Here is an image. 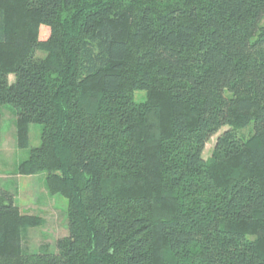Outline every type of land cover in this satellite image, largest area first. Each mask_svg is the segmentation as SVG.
Wrapping results in <instances>:
<instances>
[{"label":"trees","instance_id":"obj_1","mask_svg":"<svg viewBox=\"0 0 264 264\" xmlns=\"http://www.w3.org/2000/svg\"><path fill=\"white\" fill-rule=\"evenodd\" d=\"M3 104L69 235L2 189L0 264H264V0H0Z\"/></svg>","mask_w":264,"mask_h":264},{"label":"rangeland","instance_id":"obj_2","mask_svg":"<svg viewBox=\"0 0 264 264\" xmlns=\"http://www.w3.org/2000/svg\"><path fill=\"white\" fill-rule=\"evenodd\" d=\"M49 35V28L42 27L40 38L46 39ZM37 53L40 56L45 54L42 51ZM10 77L11 80L14 79L13 75ZM145 94L143 91L135 93L137 99L144 97ZM26 112L24 108L9 104H3L1 107L0 191L2 189L10 191L19 210L23 214L36 216V220L39 221L37 225L26 228L25 247L30 251H38L47 245L51 252H57L58 239L69 235L68 199L63 193L49 189L45 172L35 174L19 172L20 165L29 157L31 150L41 144L40 123L28 125L27 146L22 147L18 144L20 137L16 123L18 117ZM239 132L243 136H248L251 128H240ZM218 134L208 141L204 150L205 158L211 156Z\"/></svg>","mask_w":264,"mask_h":264}]
</instances>
